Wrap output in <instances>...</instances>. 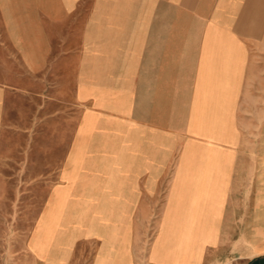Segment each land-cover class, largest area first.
<instances>
[{"label": "crops", "instance_id": "1", "mask_svg": "<svg viewBox=\"0 0 264 264\" xmlns=\"http://www.w3.org/2000/svg\"><path fill=\"white\" fill-rule=\"evenodd\" d=\"M262 28L264 0H0V264H134L161 191L143 264H264L228 239Z\"/></svg>", "mask_w": 264, "mask_h": 264}, {"label": "rangeland", "instance_id": "2", "mask_svg": "<svg viewBox=\"0 0 264 264\" xmlns=\"http://www.w3.org/2000/svg\"><path fill=\"white\" fill-rule=\"evenodd\" d=\"M259 39V38H258ZM256 45V61L258 76L256 77V93L254 104L251 100L245 108V113L241 115V140L237 163H239V179L241 184L246 182L245 187L239 188L241 201L235 209L236 218L233 220L237 229L234 231L231 239L238 246L245 243L259 245L256 250L264 249V28H262V38ZM38 144V141H37ZM177 154L171 156L170 162H174ZM24 172H17L16 183V204L17 217L15 219V229L17 241L25 234L26 230L34 222L36 208L39 203V189L35 186L24 187ZM24 179V180H23ZM26 181V180H25ZM27 182H29L27 180ZM12 188H7L11 195ZM164 190V188H161ZM163 192L161 191V200L152 204L149 217L144 219L142 233L140 235L130 236L131 245H141L140 256L134 261V264H143L146 248H148L154 235L156 234L161 214L164 210ZM249 200V201H247ZM1 209L6 210L8 204L1 203ZM11 231V225H10ZM2 227L0 225V233ZM236 232V233H235ZM231 237V238H230ZM224 241L225 238H223ZM236 248V247H234ZM219 247L209 248L208 258L219 252Z\"/></svg>", "mask_w": 264, "mask_h": 264}]
</instances>
